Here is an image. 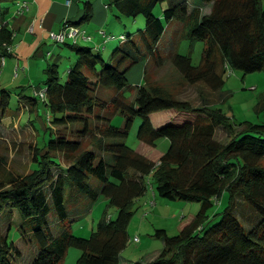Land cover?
I'll return each instance as SVG.
<instances>
[{
    "label": "trees",
    "instance_id": "1",
    "mask_svg": "<svg viewBox=\"0 0 264 264\" xmlns=\"http://www.w3.org/2000/svg\"><path fill=\"white\" fill-rule=\"evenodd\" d=\"M163 1L108 0L107 8L120 20L143 13L145 28L135 36L121 34V45L108 62L100 53L111 38L105 29V39L96 45L90 44L92 35L83 43L67 41L75 61L66 81L58 63L47 66L42 82L46 99L25 93L26 87L15 88L19 108L29 111L28 124L39 136L41 127L46 132L44 144L38 139L34 146L28 172L0 174V215L7 209L18 211L21 228L28 226L25 230L37 246L28 264H61L71 247L81 250L76 264H121L136 206L150 188L164 198L196 201L201 207L178 234L157 229L163 249L148 262L132 264H264V122L238 121L209 101L195 105L148 83L146 75L136 86L128 80L135 64L146 66L156 56L167 23L176 20L184 26L180 43L204 41L205 48L201 63L194 65L192 55L174 47L172 64L191 85L202 82L225 98L232 96L221 91L226 66L244 75L264 70V0H193V7L190 0H178L159 17L154 9ZM19 2L0 0V71L15 42L9 18ZM207 3L210 11L204 12L202 4ZM93 15L88 2L81 20L66 22L62 29L88 23ZM101 86L116 89L112 100L99 97ZM132 87L137 94L129 102L124 92ZM11 93L0 90V122L9 116ZM40 105L47 108L45 118ZM261 105L264 110V96L256 107ZM111 106L115 109L108 112ZM163 110L170 112V120L155 126L151 115ZM115 113L126 117L123 126L113 123ZM136 118L142 119L140 141L156 147L159 139L170 140L159 162L120 141L129 136ZM221 127L226 141L217 137ZM47 132L52 133L50 139ZM102 198L108 207H116V217L106 210L89 237L72 233L71 222L78 216L72 211L84 203L90 210ZM240 199L257 216L251 226L240 216ZM216 203L226 206L211 217L209 210ZM17 253L15 242L0 232V264H17Z\"/></svg>",
    "mask_w": 264,
    "mask_h": 264
},
{
    "label": "rangeland",
    "instance_id": "2",
    "mask_svg": "<svg viewBox=\"0 0 264 264\" xmlns=\"http://www.w3.org/2000/svg\"><path fill=\"white\" fill-rule=\"evenodd\" d=\"M84 1L85 0H83V2ZM107 1L108 0H105V3ZM175 1L178 0H165L161 2L155 7L154 13L159 17H163L164 10L171 7ZM190 1V6L193 7L194 2L193 0ZM17 6V13L24 14V12L29 10V2L26 0L20 1ZM202 6L204 12L210 11L211 6L209 3L202 4ZM107 11L109 13V19L105 26V30L111 38L100 53L108 62L111 60L113 51L121 45L120 35H128L131 33L135 36L139 29L145 28L146 19L145 15L142 13L136 18L125 17L120 20L115 15V10H110L108 8ZM183 27V24L176 20L167 23V31L161 40V46L156 56L150 59L146 66L145 62H140L129 70L128 80L132 86L139 85L141 82L145 81L144 76L146 75L148 83L160 84L179 98L190 100L195 105H200L204 103V101H209L222 107L231 118H235L238 121L250 120L254 122H264V110L262 105L256 107L259 98L264 96V70L247 75H244L241 71H233L231 75L226 74V82L221 91L232 95L227 98H225V96L223 97L219 91L211 89L205 83L199 82L191 85L172 64L170 55L174 47H177L176 49L180 53L192 55L193 64L198 65L202 61L205 42L187 39L180 43L182 35L178 36V34L183 30ZM96 35L101 39L103 38L101 34L97 33ZM51 42V47L53 51H55V54L61 55V61L58 62V66L62 80L66 81L69 67L74 63L76 54L73 49L65 43H56L52 40ZM70 43L73 44L74 42L71 41ZM8 61L9 64L7 66L5 65L0 72V90L3 87L6 88L9 83L10 85L8 86L10 87H8V90L12 92L11 106L7 112L9 116L4 122H0V174L6 173L9 170L18 173H26L29 171L33 160L34 146L38 139L41 146L44 144L43 136L46 132L43 130V127H41L40 121H38L37 124L42 128L40 132L41 136L37 135L38 132L32 127L33 125L31 123L28 124L29 111L25 112L24 109L22 110V108H19L17 93L14 88L19 84L25 83L27 78L24 77L27 76L33 79L35 78L36 83H38L39 80L35 75H39L40 71L38 66L34 64L37 61L32 60L31 64H33V71L31 70V74L29 75L21 72L19 79H14V74L10 68L11 59L9 58ZM45 62H48V59L47 61L45 60ZM101 68L102 66L99 65V69ZM42 78H45V75H43ZM91 79L92 81H96L94 76H91ZM28 92L29 91H25V93ZM98 94L101 99L110 101L116 95V89L112 86H101ZM136 94L135 88L132 87L124 92V98H127L129 102H131L134 100ZM40 109V115L45 118V106L40 105ZM114 109V106H111L107 111L111 112ZM108 112L105 114H109ZM34 117L36 118V114ZM112 121L115 125L123 126L126 122V117L122 114L115 113L112 117ZM141 122V118H136L129 136L124 140H120L130 145L135 150H138L140 146L137 132ZM46 135L48 139L52 137V133L50 132H47ZM217 137L222 139V141L228 139L227 132L222 127L218 129ZM168 142L170 143V140H166L165 138L159 139L156 149L166 151L169 146ZM149 178H151V176H149ZM93 183L99 184V180L93 178ZM156 196V202L147 209H143L140 203L137 204V211L129 225V236L131 240L121 253V264H132L137 261L148 262L152 260L157 255V251L159 249L162 250L164 247L163 239L155 236L156 230L165 228L168 229L167 231L170 235L178 234L180 232V226L188 223L191 217L196 215L201 207V204L196 201L170 200L158 194H156ZM84 204H82L83 207L81 206L79 211H72V215L78 214V216L71 222L70 230L77 236L89 237L100 219L104 216L106 210L110 216L116 217L117 215L116 207H108V201L105 198L96 202L90 210L86 209ZM225 206V204L221 205L216 203L209 210L211 217H214L218 209L222 211ZM239 206L242 220L247 226H251L257 219L256 214L241 199ZM10 221L12 225H10ZM27 228L28 226L21 228L18 211L10 213L9 209H7L4 214L0 215V232L2 234L6 233L8 239L15 242L16 252H18V255L15 257V262L17 261V264H28L37 252L36 244H33L31 241L33 237H29V232L25 230ZM61 228L62 226L60 225L57 227V229ZM135 236H138L141 241H135ZM20 254L21 257L19 258ZM80 255V249L71 247L65 260L61 264H76Z\"/></svg>",
    "mask_w": 264,
    "mask_h": 264
},
{
    "label": "crops",
    "instance_id": "3",
    "mask_svg": "<svg viewBox=\"0 0 264 264\" xmlns=\"http://www.w3.org/2000/svg\"><path fill=\"white\" fill-rule=\"evenodd\" d=\"M26 1L29 2V10L24 12V14H20L17 13L15 8L11 14V17L9 18L10 27L15 32V42L10 48V55L4 61V65L2 66V68H4L5 65L7 66L9 64L8 59L10 58V68L12 69V72L14 74L13 78L19 79L21 72L30 75L31 70L33 71V64H31V61H37L34 64L38 66V69L40 71L39 75H35L39 80L38 83H36L35 78L33 79L30 76H27L24 77L27 78L25 83L19 84L15 87H26V91H29L30 95H35L36 92L44 90L42 82L44 81L46 76L45 78H42V76L45 75V69L47 68V66L51 63H58L59 61H61V55L55 54V51H53V48L51 47L52 42L49 38V33L51 31L59 32L66 22L72 20H81L85 12L86 3L90 2L94 13L93 19L88 23L81 24L80 26L86 29V31L94 37V41H92L93 43L90 42V44L96 45V43L101 42L100 40L105 39H101L96 34H100V29H106L105 26L109 19V13L107 11L108 6L105 3V0H85L84 2L83 0ZM80 42H84V40L80 39ZM47 59L48 62H45V60L47 61ZM8 85L10 84L8 83ZM8 85L6 88H3L8 90V87H10ZM45 109L47 108L45 107ZM151 117L154 125L160 126L170 120V112L166 110L155 112L151 115ZM165 139L168 140L167 138ZM139 145L140 146L137 151L155 162H159L161 156L165 152L163 150L161 151L156 149L158 145L155 147L143 141H140ZM156 194L157 193L155 192V188H150L148 193L139 199L138 203H140V206H142L143 209H147L150 207V205H153L156 202ZM185 225L186 223L182 224L180 226V229H182ZM160 251V249L157 251V255Z\"/></svg>",
    "mask_w": 264,
    "mask_h": 264
},
{
    "label": "built area",
    "instance_id": "4",
    "mask_svg": "<svg viewBox=\"0 0 264 264\" xmlns=\"http://www.w3.org/2000/svg\"><path fill=\"white\" fill-rule=\"evenodd\" d=\"M22 5V4H21ZM21 9V6H20ZM100 34L103 35V37H106V32L105 30L101 29ZM49 38L50 40L56 42V43H66L67 41H72L74 43L78 42L80 39L82 40H92L93 37L80 25H74V24H68L66 25L62 30L59 32L51 31L49 33ZM123 38V36H122ZM227 68V74L231 75L233 70L229 67L226 66ZM17 75V73H16ZM46 92L47 90H41L36 92V95H39L42 97V99H46ZM135 241H140V238L136 236L134 238Z\"/></svg>",
    "mask_w": 264,
    "mask_h": 264
},
{
    "label": "clouds",
    "instance_id": "5",
    "mask_svg": "<svg viewBox=\"0 0 264 264\" xmlns=\"http://www.w3.org/2000/svg\"><path fill=\"white\" fill-rule=\"evenodd\" d=\"M112 216V215H111Z\"/></svg>",
    "mask_w": 264,
    "mask_h": 264
}]
</instances>
